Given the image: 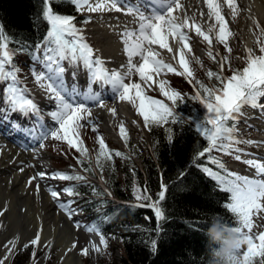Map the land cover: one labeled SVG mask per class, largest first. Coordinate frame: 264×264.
Segmentation results:
<instances>
[{
    "label": "snow or ice",
    "instance_id": "snow-or-ice-1",
    "mask_svg": "<svg viewBox=\"0 0 264 264\" xmlns=\"http://www.w3.org/2000/svg\"><path fill=\"white\" fill-rule=\"evenodd\" d=\"M70 2L77 10L86 8L88 12H125L137 19V29L126 30L122 33L124 51L128 58V63L124 66L126 70L122 72L106 68L104 61L86 42L81 29L74 23V17L54 10L57 0H43L41 15L47 22L48 29L45 37L31 47L29 54L41 68L38 73L35 68L32 69L35 80L45 90L48 99L54 103L53 110L48 112L49 123L44 122L43 113L31 98L29 90L19 80V69L14 63V57L17 52H23L24 48L10 51L9 38L5 35L3 26L0 25V86H2L0 87V124L11 123L13 129L26 135L39 132L33 138L41 142V147L42 142L49 138L66 141L85 159H87L88 150L79 140V129L84 126L81 122L88 120L92 115L89 102H95L101 108L105 107L102 101V92L105 88L111 91L113 98L127 101L135 107L138 115L143 117L146 124L166 125L169 122L175 124L178 119H183L178 116L174 107L162 99L146 94L145 88L142 87V84L150 87L149 82L155 83L154 76H159L165 71L177 73L176 67L159 58L160 52L153 46L158 45L159 48L173 53L174 49L169 43V38L178 39L181 45L178 49V63L183 69L178 74H187L192 77L189 61L185 57V49L191 51L188 43L190 37L186 30L194 29L196 35L202 37L209 46L215 38L227 47L231 32L228 20L225 18L224 8L230 9L233 17L239 12L236 0H204L207 13L201 12L200 15H207L209 21H214L205 30L200 23L196 22L195 16L185 15L181 19L176 14L185 11L181 0H137V2L133 0H127V2L126 0H70ZM124 4L126 6L121 7ZM261 31L264 33V29ZM257 43H260L259 52L261 54L256 55L252 49H248L246 66L242 69H234L230 76H225L224 67L227 63L225 57L219 62V72L209 71L208 76L218 80L217 87L208 88L200 84L199 88L206 95L202 97L198 89L194 99L203 105L205 115L193 118V124L196 131L206 139L207 147L198 153L197 158L203 157L205 153L214 149L228 152L240 143H254L249 140H239L234 134L238 131L236 125L239 123V117L243 115L245 106L264 110V103H261V99L264 98V43H261L259 39ZM228 51L231 52V48H228ZM209 55H212L211 51ZM136 57H139L138 62H134ZM175 58L174 55L173 59ZM134 73L139 75L140 83L126 82L131 81ZM82 74L85 76L83 89L79 84V77ZM166 83L164 80L159 81V91L171 101L172 105H176L184 97L179 91L167 89ZM95 88H99V91ZM111 111L113 114L116 112L114 108ZM17 116L21 120H33V127L22 126L20 120L14 119ZM120 131L122 135H125L123 126ZM99 148L97 163L102 159L112 158L113 153L108 150L102 137L99 138ZM235 151L240 153L243 150L236 147ZM114 155L120 156L121 153L115 152ZM235 159L241 160V155H236ZM243 162L257 170L256 178H249L227 170L224 175L209 168H204L203 171L218 183L221 191L230 194L229 202L223 206L234 214L238 226L233 227V231L241 235L243 246H247L246 251L242 256L240 255L238 264H254L257 258H262L260 264H264V232L259 234L252 232L254 213L264 210V179L259 178L264 176V163L253 159ZM193 163L195 164V161ZM219 167L224 169L222 163ZM46 178L61 181H86V177L79 174L55 172L49 175L44 171H39L29 178L28 183ZM37 189H39V184H37ZM49 191L51 197L58 201L59 208L66 212L69 220L73 221L74 227L79 229L80 222L73 220V217L78 215V211L72 208L75 201L59 200L61 192L68 196L79 195V193L74 191L73 186L61 190L49 188ZM166 192L167 186L164 185L158 194L157 202L148 205L155 210L158 219L163 218L159 202L165 199ZM136 199L151 201L152 197L147 194L141 196L137 190ZM4 211L6 209H0V215H3ZM84 227L90 233L100 234V242L106 246L107 241L98 224L90 223ZM29 244L40 246L39 234L24 247H28ZM4 247L6 252L3 257H0V264H4L13 253L16 247L15 240L8 241ZM72 247L76 248L77 244L74 242ZM92 247L99 251L95 244ZM152 250H156L155 242ZM88 251V248L81 249L84 255H87Z\"/></svg>",
    "mask_w": 264,
    "mask_h": 264
},
{
    "label": "trees",
    "instance_id": "trees-1",
    "mask_svg": "<svg viewBox=\"0 0 264 264\" xmlns=\"http://www.w3.org/2000/svg\"><path fill=\"white\" fill-rule=\"evenodd\" d=\"M42 7L43 0H0V25L9 38V50L24 48L23 52L16 53L14 63L25 56L32 59L31 47L45 37L48 24L42 18ZM54 10L74 17L78 28L79 21L89 19L70 0H57ZM259 54L258 51L256 55ZM229 65L228 76L232 70L246 66V61L242 65L229 61ZM209 71L219 72L211 67L196 80L182 77L179 84L174 82V90L184 99L176 105L165 98L162 100L174 107L183 119L166 125L145 123L150 141L141 133L135 139L123 127L125 147L106 144L113 153L111 159L97 163L99 147L91 150L85 146L87 159L76 153L75 164H70L72 170L67 173L83 175L86 181H69V186L79 193L71 197L100 226L107 241L100 254V264H207L204 233L211 217L218 216L230 226H238L234 214L223 206L229 202L230 194L221 191L218 183L203 171L209 168L222 175L226 174L225 170L230 171L226 164L227 152L214 149L197 158L207 147V141L193 124V118L205 115L203 105L194 96L198 89L202 97L206 95L200 84L208 88L219 85L215 77L208 76ZM115 152L121 155L116 156ZM136 157L141 158V164ZM221 163L224 169L219 167ZM88 174L105 176L111 192ZM164 185L167 186L165 199L159 202L163 218L158 219L148 205L157 202ZM137 190L141 196L150 195L152 200L138 201ZM154 242L155 251L152 250ZM260 259L254 264H260Z\"/></svg>",
    "mask_w": 264,
    "mask_h": 264
},
{
    "label": "bare ground",
    "instance_id": "bare-ground-1",
    "mask_svg": "<svg viewBox=\"0 0 264 264\" xmlns=\"http://www.w3.org/2000/svg\"><path fill=\"white\" fill-rule=\"evenodd\" d=\"M134 2H137V0H134ZM181 3L184 5L185 11L176 13L181 19L185 15L189 17L195 16L196 22L200 23L205 30H207L210 24L214 23V21L208 20L207 15H200L201 12L207 13L204 0H181ZM236 4L239 8L238 14L233 17L231 10L225 7V18L228 20L230 31L234 30L233 25H238L239 28L243 26L245 34L244 44L248 48L250 46L249 43L253 40L251 35L255 21L259 22L260 19L264 18V0H236ZM121 6L125 7L126 4ZM95 15L92 22V30L94 35H96L95 38L98 45L96 47V54L104 61V66L109 70L125 71L126 68L124 66L127 65L128 58L124 51L122 33L126 30L137 29V19L125 12L117 11L97 12ZM243 17L244 20L240 21ZM230 19H232V22ZM189 23L192 22L189 21ZM186 31L187 33L192 32L196 35L194 29ZM237 37L239 38L238 35ZM197 40L199 41L198 38ZM169 43L174 49L173 53H169L167 49L159 48L158 45L153 47L160 52V59L165 62L166 58H171L175 61V65L183 71L178 63L180 42L178 39L169 38ZM188 52L185 49V57L190 61ZM174 55L175 59H173ZM138 61L139 57L134 58V62ZM160 80H163V73L159 76H154L155 83L149 82L150 87L159 91ZM126 82L140 83L139 75L134 73L131 81ZM79 84L81 89H83L85 86V76L83 74L79 77ZM142 87L145 88V92L149 88V86L144 84H142ZM95 90L99 91V88H95ZM43 92H37L43 98L42 101H38L39 98L35 96H31V98L37 103L41 112L48 115V112L53 110L54 103L48 99L46 92ZM103 93H106L102 96L105 107H98L95 102H92V104L101 118L105 131L120 144L122 143V138L118 127L125 126L131 130L138 129L140 124L136 118L137 111L127 101L113 98V94L109 89L105 88ZM113 108L116 110L115 114L111 111ZM248 108L247 106L246 110ZM263 112L264 110L260 112L254 109L247 116L252 118L250 121L254 125L251 124V126L260 131L261 135L259 139L264 141V127L257 126L256 123L260 122L258 119L264 121ZM254 118H257V121ZM14 119L20 120L23 125L27 124V122L31 124L28 120H21L19 116L14 117ZM45 120L46 124L49 123L48 116L45 117ZM36 134L38 135L39 132ZM32 141L26 139L22 133L13 129L10 123L0 124V209H6L2 215L3 218H0V257L5 255L6 249L4 246L8 241L15 240L16 247L8 259L5 260L4 264L13 257L15 251L21 245L31 241L39 234V247L45 244L56 247L57 254L61 259L60 264H83L80 252L83 247H88L94 260H96L99 251L93 248L92 245L95 244L97 248L101 247L100 236L98 233L86 231L84 225L90 223H82L79 229L74 227L73 221L69 220L66 212L59 208L58 201L54 200L50 195L49 188L55 189L57 187L54 179L46 178L44 180L32 181L31 184L28 183L29 178L36 175L39 171H44L49 175L54 173L48 164L50 155L45 141L42 142V147L39 141L34 144H32ZM247 159L264 163V143H259V150L252 151L251 154L242 158L241 161ZM237 170H239L240 175L256 178L257 170L245 163L238 166ZM259 178L264 179V176ZM37 184H39V189H37ZM75 217L79 218L78 215ZM74 242L77 244L76 248L72 247Z\"/></svg>",
    "mask_w": 264,
    "mask_h": 264
},
{
    "label": "rangeland",
    "instance_id": "rangeland-1",
    "mask_svg": "<svg viewBox=\"0 0 264 264\" xmlns=\"http://www.w3.org/2000/svg\"><path fill=\"white\" fill-rule=\"evenodd\" d=\"M122 7V6H121ZM83 14L87 15L89 17V20L84 21V22H78L79 29L82 31V35L86 38L88 43L93 47L95 52L97 51V40L95 38L96 35H94V32L92 30V22L94 21V17L96 16L95 14L97 12H88L87 10L83 9L81 10ZM232 22V19H230ZM244 17L240 20L243 21ZM238 24V23H237ZM234 30L230 31L231 35L229 36L227 40V47H225L224 43H221L217 41L215 38L213 39V43L211 46L208 45L206 41L203 40L202 37H198L194 35L192 32H188L187 34L189 35V47L191 48V51L189 53V67L190 70L193 73L192 80H196L197 78L200 77V75H203L204 72L208 71L211 69V67L219 68V62L221 61L222 58H227V63L225 64L224 67V74H227V71H229V66L228 63L229 61L231 64L237 63V64H244L248 55V49H252L255 54L258 53L259 48H260V43H257V40L261 43L264 42V33H262V29H264V18L260 19L259 22L255 21V25L253 26V32H252V37L253 40L251 43H249V47L247 48L244 44L245 42V34H244V29L243 26H234ZM236 33V34H235ZM214 35V34H213ZM239 36V38L237 37ZM199 39V41L197 40ZM228 48H231V52L228 51ZM209 51L213 54V56L209 55ZM28 56H25V58H17L16 59V66L19 69L18 72V77L19 80L22 82V84L29 90V93L31 96H35L38 99V101H42V97L37 94L38 91H45L43 88L40 87V83L35 80V74L33 73L32 69L35 68V71L38 73L41 71L40 65H37L34 61H30L27 58ZM215 57V59H213ZM166 63H171L174 67L177 68V73H172V72H163V80L166 81V88L170 90H174V82L176 81L177 84H179L180 79L182 77L189 78L187 74L185 75H179L178 73L181 72V70L175 65V61L172 60L171 58H166L165 59ZM211 65V66H210ZM136 76V75H135ZM134 76V77H135ZM70 81V80H69ZM44 93V92H43ZM146 94L156 98V99H164V96L160 91L156 90L153 87H149L146 91ZM167 99V98H165ZM261 103H264V98H262ZM91 107V112L92 115L91 117L88 118L86 121H82L81 123L84 125L81 129H79V140L82 141V146H88L91 150H95L96 147H99V138H103L106 144H112L117 145L119 147L124 148L125 144L122 139V143H118L113 137H111L110 134H108L105 129L104 125L101 121V118L99 114L96 112V108L93 106V104H89ZM247 107V106H246ZM257 111L262 112L260 108H255ZM244 112L247 113L245 115V122L244 124L240 123L242 120L239 118V127L237 128L238 131L234 134L237 139L239 140H249L253 141L254 143L251 144H244L240 143L238 145H235L234 148L230 151L227 152V158L229 161L227 166L231 172H234L232 170V167L230 164H233L237 162V167L242 165L244 162L239 160L237 161L235 159V156L238 155L237 152L235 151V148H241L246 151H242L239 154L241 155V158H245L248 154H251L254 146L258 145V143L262 142L258 138L260 137V131L257 130L255 127L251 126V124L254 125L251 117L247 116V114L251 113L254 108L249 107L247 110L244 108ZM44 116V122H46L45 117L48 116L46 113L42 112ZM264 113V112H263ZM137 121L140 124L138 129L135 130H130L132 132V135L134 136L135 139H137L138 133H141L145 136V139L150 141V135L147 131V128L145 126V122L143 120V117L140 115H136ZM91 121L90 123L88 121ZM255 121H257V118H254ZM260 122H256L257 126H263L264 127V121L261 119ZM33 123V120H28ZM11 124V123H10ZM25 125H27L25 123ZM22 123V126H25ZM243 125H245L244 128ZM256 125V124H255ZM38 127V126H37ZM121 126L118 127V131L120 133V136L122 138L121 134ZM145 129V130H144ZM22 133V132H20ZM24 135V133H22ZM31 135V133H29ZM27 134L28 136H30ZM41 143V142H39ZM45 145L47 146L48 153L50 155V159L48 160V164L50 165V168L53 169V172H64L67 173L72 170V167L70 164H75V156H76V149L70 147L66 141L62 140H56L49 138L48 140L45 141ZM250 151V152H248ZM136 160L141 164V158L136 157ZM238 174V173H237ZM92 179H95L99 181L100 183L104 184L106 177L102 176V174H99L98 177H92ZM57 187L55 189L61 190L65 187L69 186V181H61L58 179H54ZM60 201H74L71 196H68L66 193L61 192ZM72 208L76 209L78 211V217L76 218L75 216L73 217L74 220L79 221L80 224L84 223L87 224L89 222H93L90 218L87 217L86 214H82L78 206H76V203L72 204ZM262 211V210H261ZM263 213V214H262ZM255 215V216H254ZM253 215V234H259L261 232H264V210L259 213H254ZM0 218H3L2 215H0ZM260 218V219H259ZM262 223H261V222ZM260 224V225H259ZM29 242V241H28ZM28 242L24 243L21 245L14 253L13 257L6 262V264H60V258L57 254L56 247H52L51 245L45 244L41 247L39 246H32L29 244L28 247H24L25 244ZM83 248H88V247H83ZM82 248V249H83ZM247 246L244 245L240 251V255L242 256L243 252L246 251ZM89 249V248H88ZM103 250V244H101V247L99 248V252L97 255V259L94 260L93 255L89 249L88 254L82 255L83 259V264H100L101 259H100V254ZM81 252V250H80ZM117 253V252H116ZM118 254V253H117Z\"/></svg>",
    "mask_w": 264,
    "mask_h": 264
},
{
    "label": "clouds",
    "instance_id": "clouds-1",
    "mask_svg": "<svg viewBox=\"0 0 264 264\" xmlns=\"http://www.w3.org/2000/svg\"><path fill=\"white\" fill-rule=\"evenodd\" d=\"M204 235L207 238V264H238L242 237L218 216L211 217Z\"/></svg>",
    "mask_w": 264,
    "mask_h": 264
},
{
    "label": "water",
    "instance_id": "water-1",
    "mask_svg": "<svg viewBox=\"0 0 264 264\" xmlns=\"http://www.w3.org/2000/svg\"><path fill=\"white\" fill-rule=\"evenodd\" d=\"M89 223H91V222H89ZM99 235V234H98Z\"/></svg>",
    "mask_w": 264,
    "mask_h": 264
}]
</instances>
